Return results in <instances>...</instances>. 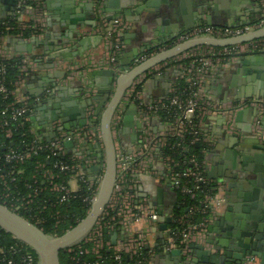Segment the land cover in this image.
I'll use <instances>...</instances> for the list:
<instances>
[{
  "label": "crops",
  "instance_id": "1",
  "mask_svg": "<svg viewBox=\"0 0 264 264\" xmlns=\"http://www.w3.org/2000/svg\"><path fill=\"white\" fill-rule=\"evenodd\" d=\"M16 1L13 0V5L10 6L0 0V21L14 16ZM37 1L43 9L38 35L29 38L16 36L17 34L9 35L5 37L2 45L6 51L17 55L25 54L36 60L35 69L23 77L22 93L31 108L29 120L33 131L40 140L47 142L55 137L52 124L57 123L64 132L87 128V121L82 128L73 126L79 118L75 110L79 103L97 95L99 89L92 73L103 68L88 66L90 61L99 62L104 59L106 50L103 41L94 34L96 23L92 0ZM149 1L116 0L115 9L118 11H110L105 0L103 11L106 18L119 20L126 26L120 36L122 49L116 56L115 67L118 69L124 70L125 67L140 62L147 49L160 51L163 46L161 43L186 32L185 27H190L191 30L207 25V21L221 25L217 27H239L256 24L261 19V10L256 0H156V3L147 5ZM28 49L29 51H22ZM133 51L136 52L135 56ZM154 68L158 69L156 74L145 76L141 83L140 99L146 104L166 98L169 89L179 78V71L173 67L158 65ZM254 93L264 96V48L239 56L235 62L219 63L215 70L204 77L200 86L203 98L218 105L236 102L234 94H252L250 98H255ZM89 108L85 109V113ZM251 109L254 111H243L240 122L235 121L234 132L226 131L225 117L221 115H207L199 122L201 134L212 141L205 156V176L219 187L217 196L222 202L215 209L209 225L212 231L207 234L208 245L194 244L191 249L190 260H196L195 264H201L204 259L202 251H209L214 256L222 255L225 249L214 245L220 238L228 239L231 249V234L237 228L235 225L240 220L246 221V217L250 215L243 211L249 203L243 202L239 195L246 188L247 183L244 180L248 177L254 183L256 174L250 165L237 161V157L252 155V144L261 145L251 131L245 137L240 129L244 123H252L256 113H253L255 109ZM128 112L130 119L124 126L123 119ZM146 117L143 120L144 115L137 107L134 111L125 109L121 129L116 137L118 147L124 153L138 157V161L143 160L139 140L142 128L146 126L153 134H159L165 127V120L161 116ZM261 125L264 128V114ZM233 135L236 136L235 143L232 142ZM71 143L72 146L68 148L63 145L66 154L71 156L80 153L85 156L89 162L83 167V173L89 181L96 180L98 175L91 170L99 161L96 156L98 151L94 147L96 143L86 139L80 146ZM241 146L247 148H243L242 153H235ZM168 174L158 151H154L147 168L139 172L135 170L132 175L137 200L145 202L156 215L159 211L162 217H169L171 222L177 194ZM69 187L76 190L77 185L72 181L69 182ZM236 205H241V208L234 210ZM170 222L164 230L159 228L162 222L152 223L148 233L150 247L158 249L165 235L169 233ZM198 246L202 249L199 250ZM181 262L182 258L179 260L170 253L158 251L149 264ZM253 264H256L254 259Z\"/></svg>",
  "mask_w": 264,
  "mask_h": 264
},
{
  "label": "built area",
  "instance_id": "2",
  "mask_svg": "<svg viewBox=\"0 0 264 264\" xmlns=\"http://www.w3.org/2000/svg\"><path fill=\"white\" fill-rule=\"evenodd\" d=\"M256 1L261 10V19L256 24L239 27H211L200 25L178 35L174 39V44L194 38H233L263 27L264 0ZM104 3L105 0H92V10L96 23L94 34L103 41L106 56L99 62L90 61L89 68L100 67L107 69L109 67H115L116 56L122 49L120 36L126 26L119 20H109L106 18L103 11ZM14 13L12 19H15L17 22L12 26L6 27V30L17 31L16 36L19 37H23V31L26 30L32 31V36L38 35L41 30L40 19L43 15V9L37 0H17ZM6 36V34L0 31V59L7 60L13 56H18L20 63L18 66L19 75L13 83L12 89H9L0 81V100L2 102L0 103V134L7 139H11L14 135H19V137L23 138L25 134H28L31 141L22 146V151L8 150L5 153H0V161L6 164H23L39 152H46L48 154L46 156L47 159L52 155L67 157L69 164L68 162L53 164V168L58 169L60 172L70 173L65 185L53 183L56 175L44 169L42 163H37L36 169H43L42 177L50 182L52 181L50 183V191L58 194L57 201L59 204L67 201L72 194L78 191L77 183L79 179L86 181L90 190H93V184L95 183L96 187L94 188V192L92 191V197L84 199V201H89L91 204L100 177L98 175L96 180H92L93 182L89 181L82 170L89 161L87 162L85 156L80 153L71 156L67 155L64 151L63 144L65 142H74L77 146H80L86 139L89 141L92 140L100 146L99 128L98 126L92 125L91 122L92 120H98L95 117L94 108H89L86 113L87 128L85 130L64 132L55 123L52 124V129L55 131L54 139L47 142L40 140L30 125L29 115L31 108L22 93L23 77L29 71L35 69L36 60L25 54L17 55L6 51L2 45ZM233 47L217 49L214 47L198 46L170 59L172 61L171 66H167L170 62L160 64L162 67H173L177 69L179 71L178 79L183 78L187 83L192 81L197 83V92L191 95L190 98L185 99L184 102L179 101L177 97L170 99L168 105L163 102L166 98L160 99L152 104H146L141 101V89L137 90L136 88L141 86L145 76L156 74L158 69L155 68L137 77L129 89L126 90L111 123V131L115 140L116 150V184L106 206L107 211L106 209L104 210L91 231L81 241L63 250L67 258L72 261V264H149L157 253V250H160L162 253H170L175 249L180 251V256L183 261H189L192 245H208L207 229L215 215V209L222 202L217 196L219 193L218 186H216V192L213 196H205L203 200V209L200 213L205 214L206 210L209 213L201 222L191 223L184 215L178 217L176 220L180 227L178 232L180 246L167 233L162 244L156 249L149 246L148 233L152 223L157 221V215L145 202H139L137 200L133 192L134 179L128 178V174L130 173L132 175L135 170L139 172V170L146 169L154 151H158L159 148L165 145L167 136H175L182 139L190 131V123L193 119L198 121L197 128L190 131L194 135L193 142H201L210 148L212 145L211 139L203 136L199 130L200 120L207 115L224 116L226 131L234 132L236 114L247 109H255L256 115L251 123V132L261 145L264 146V128L261 125V119L264 114V96L261 98L240 99L234 103L218 105L217 103L207 101L200 94V86L204 77L215 70V67L219 63L235 62L239 56L263 49L264 38ZM149 56L145 54L141 57V61ZM88 59L91 60V58ZM184 61H187V63ZM4 71V66H1L0 73H4ZM174 84L169 89V93L175 91ZM132 105L137 107L144 115L143 120H146V116L148 115L160 116V111L166 109L168 106H176L181 110L179 116L172 122H165L164 130L159 134H153L146 126L142 128L139 136L142 146V161H138V157L124 153L116 144V137L121 129L123 112ZM26 123L27 129L20 131ZM20 143L23 144L24 142L21 140ZM205 156L206 154L202 162V170L195 160L190 159L188 161L190 167L184 169L180 174L172 173L173 161L171 159L160 156L169 173V180L173 188L177 189L180 186L179 178L181 177L189 178L194 184L193 189L181 188V191L188 194L190 199L195 198L194 191L198 189V185L205 184L209 181L204 172ZM99 163H101L100 160L97 164ZM2 173L11 177L14 174L20 173V170H3ZM0 179L3 181V185H7V181L3 175H0ZM72 181L77 185L76 190H71L69 187V182ZM6 189L8 190L7 186ZM37 190H35V194L39 191L41 192L42 189ZM22 208L25 209L23 203L14 200L9 209L17 213ZM106 236L107 238H105ZM112 238L115 240L113 245L110 242ZM143 249L146 250L144 254L142 252ZM0 264H37V260L34 253L27 249V246L23 243L19 241L9 242L0 235ZM241 264H253V258L247 257Z\"/></svg>",
  "mask_w": 264,
  "mask_h": 264
},
{
  "label": "water",
  "instance_id": "3",
  "mask_svg": "<svg viewBox=\"0 0 264 264\" xmlns=\"http://www.w3.org/2000/svg\"><path fill=\"white\" fill-rule=\"evenodd\" d=\"M115 1L116 0H107L106 5L108 10L118 11V9H115ZM152 2L156 3V0H150L147 5ZM4 3L11 6L13 5V0H4ZM207 25L214 27L221 26L210 21H207ZM189 28L190 27H185L184 31L189 30ZM261 38H264V26L242 36L227 39L194 38L174 44L175 37H170V39L160 44L165 47L164 49L150 55L143 61L135 63L130 67H125L124 70L118 69L117 67H109L93 72L92 77L99 91L97 95L91 96L89 99L79 103V107L75 110L79 118L73 125L75 128L84 127L86 123L85 109L87 107H94L95 117L98 118L100 139V146L96 144L94 147L98 151L96 156L101 163L92 166L91 170L96 175H99L100 178L94 199L86 215L63 234L51 236L45 234L36 224L28 221L0 203V230L27 246L36 256L37 264H60L59 253L81 241L91 231L106 209L114 190L116 184V150L115 140L111 131V123L124 93L132 85L133 81L140 75L189 49L198 46L214 48L231 47ZM21 42L22 39H20V43ZM168 44L171 45L167 47ZM148 50L149 49H147V51ZM22 51H29V49ZM133 55H136L135 51H133ZM249 59L252 60V58ZM242 63H247V61H242ZM122 64L125 65L123 62ZM234 95V101L247 99L252 96V94L249 96ZM253 95H255V98L263 97V95L256 93ZM94 103H96L95 106ZM129 108L132 109V111L135 110L134 105ZM253 113L255 114L256 111ZM128 115L129 112L123 119L124 126L126 125L125 122L130 119ZM242 115L243 111L238 112L235 121L240 122ZM62 121L65 122V119H62ZM91 122H95V120ZM64 128L67 129V126H64ZM240 129L246 137L251 131V124L244 123ZM125 130L124 128L123 131ZM232 139V142L235 143L236 140L234 139H236V136L233 135ZM63 145L68 148L72 146V143L65 142ZM243 148L247 147L241 146V149L236 150L235 153H242ZM251 148L253 149L252 155H243L241 158L237 157V161H242L244 164L250 165L251 170L256 174L254 183L248 180V177L244 180V183H247V185L245 190L239 195L243 202L249 203L248 206L243 208V211L249 212L250 215L246 217V221L240 220L239 224L235 225L237 228H235L231 234L233 242L230 241L233 247L230 249L228 239H218L214 245L225 249V251L221 256H214L211 255L209 251H202L204 259L201 264H241L247 257H253L256 264H264V146L252 144ZM240 208L241 205H236L234 210ZM157 215V221L162 222L159 228L164 230L167 223L170 222V218L162 217L159 211ZM240 218L242 219L243 217ZM211 231L212 227H208L207 232L209 233ZM105 238H107V236ZM110 242L111 245H113L115 240L112 238ZM193 247L192 245L191 248ZM197 248L199 250L202 249L199 246ZM170 255L181 260L180 251L177 249L172 250ZM195 263L196 260H190L183 261L180 264Z\"/></svg>",
  "mask_w": 264,
  "mask_h": 264
},
{
  "label": "trees",
  "instance_id": "4",
  "mask_svg": "<svg viewBox=\"0 0 264 264\" xmlns=\"http://www.w3.org/2000/svg\"><path fill=\"white\" fill-rule=\"evenodd\" d=\"M17 21L15 19L9 18L7 20L0 22V31L9 35L17 34V31L6 30V27L12 26ZM32 31H23L22 36L24 38H29L32 36ZM171 44H168L170 46ZM165 48L162 46V49ZM228 48H234L233 46ZM221 49V48H217ZM158 52L157 49L148 50L146 55H152ZM167 66L172 65V61ZM187 63V61H184ZM20 58L18 56H13L7 60L0 59V67L4 66V73H0V81L4 83L6 87L12 89V85L15 82L17 76L19 75ZM141 86L136 89L139 90ZM198 85L196 82L192 81L190 83L185 82L183 78L177 79L174 84L175 91L169 93L166 99L163 100L165 104L173 97H177L179 101L184 102L197 92ZM0 103L1 100H0ZM181 110L176 106H168L166 109L160 111V116L165 120V122H172L176 117L179 116ZM92 125L98 126V120L92 122ZM198 121L196 119L191 120L190 131L197 128ZM27 129V123L20 131H25ZM185 134L182 139L175 136H167L166 143L163 147L159 148L158 154L161 157H168L173 161L172 163V173L180 174L184 169L189 168V160H195L202 170V162L204 155L210 150L201 142H193L194 135L191 132ZM21 140L24 142L21 144ZM31 138L28 134H25L23 138L19 135H14L11 139H7L0 134V153H5L8 150H18L22 151V146L24 144L30 143ZM48 154L46 152H39L36 156L26 160L23 164L18 163H3L0 161V175H3L7 181V185H3V181L0 179V203L4 204L7 208H10L11 203L16 200L19 203H23L25 209H20L17 213L23 218L27 219L32 223L38 221L37 227H39L45 234L51 236H59L63 234L68 229L72 228L78 221H80L87 213L90 203L89 201H84L85 198H91L94 192L96 184H93V190H90L86 181L78 180V191L71 195V197L62 204L57 201V193L50 191V181L42 177V170L36 169L37 163H42L44 169L51 171L53 175H56L53 183L65 185L68 181L69 172H60L58 169L53 168L54 163L62 162L67 163V157H59L52 155L46 158ZM69 164V162H68ZM174 164V165H173ZM20 170V173L14 174L8 177L3 174V170ZM128 178H133V175L128 174ZM180 186L176 189L177 194V204L172 211V221L169 224L168 235L172 237L175 243L179 245V225L176 220L180 216H186V219L191 223H199L204 217L209 213L206 210L205 214L200 213L203 209V200L205 196H213L216 192V185L214 182L207 181L205 184L198 185V189L194 191L195 198L190 199L189 195L181 191L182 187L193 189L194 184L189 178H179ZM8 187V190L6 189ZM42 189L41 192L35 194V190ZM93 191V192H92ZM135 194V190L133 189ZM29 196V197H28ZM28 202V203H27ZM107 211V209H106ZM105 211V212H106ZM0 235L9 242H17L10 235L4 233L0 230ZM28 249V248H27ZM145 249L142 250L143 254ZM160 250H157V252ZM60 264H72L67 258L64 251L59 253Z\"/></svg>",
  "mask_w": 264,
  "mask_h": 264
}]
</instances>
